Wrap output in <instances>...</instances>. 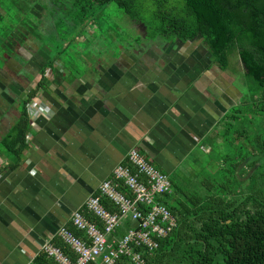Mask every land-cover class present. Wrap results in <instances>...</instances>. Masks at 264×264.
Wrapping results in <instances>:
<instances>
[{
	"label": "crops",
	"instance_id": "1",
	"mask_svg": "<svg viewBox=\"0 0 264 264\" xmlns=\"http://www.w3.org/2000/svg\"><path fill=\"white\" fill-rule=\"evenodd\" d=\"M64 46L53 54L30 36L0 57V264L33 263L131 149L170 176L243 96L200 37L124 45L120 57H68ZM31 99L49 113L27 114L17 155L5 140Z\"/></svg>",
	"mask_w": 264,
	"mask_h": 264
},
{
	"label": "trees",
	"instance_id": "2",
	"mask_svg": "<svg viewBox=\"0 0 264 264\" xmlns=\"http://www.w3.org/2000/svg\"><path fill=\"white\" fill-rule=\"evenodd\" d=\"M143 1L147 0H0V51L14 56V49L34 36L53 54H59L65 42L69 46L71 39L79 37L101 9L115 4L144 26L146 37H137L136 45L200 37L222 69L229 67L236 53L245 69L248 91L222 120L225 130L221 135L231 132L234 146L244 147L247 153L231 156L224 181L206 185L211 191L218 184L216 192L204 196L181 192L176 204L163 199L177 218L176 228L159 238L156 250H135L148 264H264V0H150L155 6L153 21L158 22L154 28L141 14ZM27 114L24 110L5 140L17 155L26 144ZM250 147L253 149L248 150ZM241 166L247 167L244 175L238 171ZM239 182L246 187L237 188ZM118 188L130 195L121 182ZM101 201L111 212L118 211L110 199L102 197ZM81 211L103 227L100 218L85 207ZM131 226L130 221L123 222L114 235L123 236ZM68 227L76 235H84L71 224ZM52 243L76 259V253L60 237H54ZM31 264L57 262L41 251ZM114 264L134 262L120 255Z\"/></svg>",
	"mask_w": 264,
	"mask_h": 264
},
{
	"label": "built area",
	"instance_id": "3",
	"mask_svg": "<svg viewBox=\"0 0 264 264\" xmlns=\"http://www.w3.org/2000/svg\"><path fill=\"white\" fill-rule=\"evenodd\" d=\"M26 110L31 117L49 113L47 105L37 99L29 100ZM120 182L130 195L118 188ZM170 193V177L133 148L127 162L118 164L111 177L101 182L98 192L85 202L84 207L100 218L103 227L90 221L81 210H75L71 225L84 235L78 236L68 225H62L44 243L42 250L57 264H114L120 255L129 256L134 264H148L135 248L156 250L159 238L166 237L176 228L177 218L163 202ZM102 197L110 199L118 211L108 210L101 201ZM125 221H130L132 226L123 236H115V230ZM56 236L73 249L75 260L52 243Z\"/></svg>",
	"mask_w": 264,
	"mask_h": 264
},
{
	"label": "rangeland",
	"instance_id": "4",
	"mask_svg": "<svg viewBox=\"0 0 264 264\" xmlns=\"http://www.w3.org/2000/svg\"><path fill=\"white\" fill-rule=\"evenodd\" d=\"M140 10L142 16L153 25L152 27L154 28L158 23L156 21V23H154L153 21L155 6L150 0L143 1ZM136 24L141 23L132 20L115 4H109L101 9L94 21L87 25L88 27L80 31L79 37L71 39L70 46L67 48L65 54H69L68 57L82 56L83 54H91L96 57L114 54L120 57L124 52L121 51L123 47L127 46L131 48L135 46L137 37H142V35L146 37L144 27L142 25H138L137 27L134 26ZM151 31V29H148L147 34H150ZM2 47L3 45L1 46L0 44V50ZM75 53H79V55ZM0 54V57L3 56L1 51ZM234 56L235 61L232 65H229L228 70L236 73L235 76H237V78H235V81L238 84L243 82V92H247V80L243 77L242 73L245 69L236 53ZM221 125L222 126L216 129V138L212 139L210 143L211 146L208 145L206 149L202 146H197L185 163L181 165V168L170 174V180L173 182L172 193L164 197V200L168 203L176 204L175 198L181 197V192L200 196L216 192L217 188H219L218 184H215V187H213L211 191L207 190L206 185L224 181L226 179V167L231 162V156L236 153L240 155L247 153L244 147L234 146L231 132L221 135L225 130L224 122H222ZM240 126L241 125H239V127ZM213 135L211 137H213ZM252 149V147L248 148V150ZM245 170H247V167L243 168L241 166L238 169L243 175L246 172ZM251 173L252 168L246 174L245 178H248ZM236 187H246V183L239 182L236 184Z\"/></svg>",
	"mask_w": 264,
	"mask_h": 264
}]
</instances>
